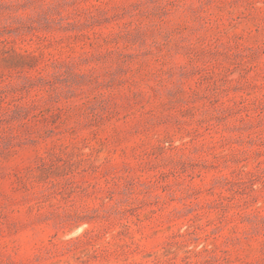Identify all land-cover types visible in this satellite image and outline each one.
<instances>
[{"label": "rangeland", "instance_id": "obj_1", "mask_svg": "<svg viewBox=\"0 0 264 264\" xmlns=\"http://www.w3.org/2000/svg\"><path fill=\"white\" fill-rule=\"evenodd\" d=\"M0 264H264V0H0Z\"/></svg>", "mask_w": 264, "mask_h": 264}]
</instances>
